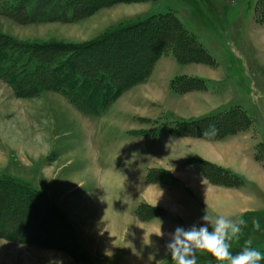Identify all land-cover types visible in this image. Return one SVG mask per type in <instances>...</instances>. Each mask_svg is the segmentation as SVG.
Instances as JSON below:
<instances>
[{
    "label": "rangeland",
    "instance_id": "rangeland-1",
    "mask_svg": "<svg viewBox=\"0 0 264 264\" xmlns=\"http://www.w3.org/2000/svg\"><path fill=\"white\" fill-rule=\"evenodd\" d=\"M15 1L22 0L1 1L0 8ZM91 1L99 6L73 21L0 15L1 37L32 44L43 56L75 52L84 65L107 70L128 87L96 117L59 92L18 96L0 79V177L40 196L23 209L0 189V222L8 218L0 228V264H172L169 233L207 223L200 219L206 213L211 220H245L239 239L230 242L233 255L245 240L264 251V0ZM169 12L203 46L209 64L180 60L169 32H125L93 43ZM140 73L148 75L145 82L134 81ZM181 76L202 79L207 88L176 90L171 81ZM233 108L249 118L237 131L212 137L203 130L171 132L177 120ZM220 169L237 178L223 177ZM115 171H126L128 187L104 190L101 174ZM97 194L119 213L117 227L98 235L73 218ZM54 207L61 214L52 213ZM196 264L215 261L197 253Z\"/></svg>",
    "mask_w": 264,
    "mask_h": 264
},
{
    "label": "trees",
    "instance_id": "trees-1",
    "mask_svg": "<svg viewBox=\"0 0 264 264\" xmlns=\"http://www.w3.org/2000/svg\"><path fill=\"white\" fill-rule=\"evenodd\" d=\"M106 2L101 3L106 4ZM93 3L91 0H22L20 3L15 1V4L9 8L2 6L0 15H5L7 11L12 17L26 22H66L73 21L99 6ZM144 30L163 34V36L164 34L169 36L170 33V41L173 40L172 44L180 51V60L194 58L207 64L211 62V58L196 37L187 31L183 23L172 12L153 15L144 21L124 26L106 34L101 40H94L93 43L99 44L102 43L101 41L114 39L125 32H143ZM186 55H189L187 59ZM191 55L193 57H190ZM153 61L154 64L155 60ZM147 76L146 73H140L133 79L135 82H145ZM0 79L6 82L18 96H33L44 90L59 92L67 96L76 106L85 109L96 117L102 116L105 110L128 88L121 85L107 70L98 66L91 69V67L84 65L81 60L76 59L75 52H59L43 56L37 52L36 46L32 44L16 43L1 36ZM171 83L176 90H181L180 87L184 88L186 85H192L194 88L198 86L207 88L204 80L187 76L176 78ZM245 113L239 108H233L227 112L200 119L177 120L174 122L171 132L174 134L193 130L197 132L198 130H205L210 125L215 127L216 134L237 131L239 124L244 119L247 121L249 119ZM229 119L233 121L226 124L225 121ZM193 162L207 164L206 161L200 159H194ZM220 170L221 175L225 178H237L228 170ZM0 189L4 190L5 194L15 198L19 206L24 207L23 209H28L30 203L40 197L37 191L6 176L0 177ZM46 203L49 204L47 200ZM35 208L39 209L38 206ZM51 212L61 214L56 207L51 208ZM7 221L8 218L0 222V228L3 227L2 230H5L4 225Z\"/></svg>",
    "mask_w": 264,
    "mask_h": 264
},
{
    "label": "clouds",
    "instance_id": "clouds-1",
    "mask_svg": "<svg viewBox=\"0 0 264 264\" xmlns=\"http://www.w3.org/2000/svg\"><path fill=\"white\" fill-rule=\"evenodd\" d=\"M215 132V127L210 125L202 131V135L212 137ZM200 219L207 223L192 225L187 229L177 226L169 233L166 252L172 264H196L197 253L204 252L214 258L215 264H261L264 260V251L252 246L251 240H245L235 255L229 252L230 242L239 239L241 226L246 223L244 219L233 221L217 216L211 220L207 213ZM251 223L254 230H260L257 220L253 219ZM156 235H160V230Z\"/></svg>",
    "mask_w": 264,
    "mask_h": 264
},
{
    "label": "crops",
    "instance_id": "crops-1",
    "mask_svg": "<svg viewBox=\"0 0 264 264\" xmlns=\"http://www.w3.org/2000/svg\"><path fill=\"white\" fill-rule=\"evenodd\" d=\"M105 114V112H104ZM104 114L102 116H104ZM101 116V117H102ZM200 119V118H199ZM131 132L133 133V131H129L128 134H131ZM99 171L96 170V174L99 177V173H97ZM125 173H116V171L113 172H105L101 174V180L100 182L103 181V183L106 185L104 190H110L111 188L115 189L118 187L121 189H125L128 187V175H126V171H124ZM108 179V181H107ZM115 183L111 182L114 181ZM117 180V182H116ZM126 186V187H125ZM125 187V188H124ZM98 201L99 204L97 203L98 207L100 205L103 204V206H108L109 210L111 211V220L107 223H104L103 220L101 219V217L99 216L100 213L97 215V213H94V206L93 203L95 205V202ZM110 200L108 199H104L103 197H99L98 194L96 196L93 195L92 198L85 200L81 207V212L77 215H73V218H75V220H78L79 223L82 225L84 224L86 226V228L91 229L92 231L94 230L95 233L101 232L103 229L108 230V227L112 226V227H117L118 222H119V213L116 211V209L114 210L112 207H110ZM72 212V211H71ZM72 214V213H71ZM113 222V224L111 223ZM111 223V224H110ZM111 243L114 244V242L112 241Z\"/></svg>",
    "mask_w": 264,
    "mask_h": 264
},
{
    "label": "bare ground",
    "instance_id": "bare-ground-1",
    "mask_svg": "<svg viewBox=\"0 0 264 264\" xmlns=\"http://www.w3.org/2000/svg\"><path fill=\"white\" fill-rule=\"evenodd\" d=\"M64 30V29H63ZM66 30V29H65ZM69 32V31H68ZM115 181V180H114ZM117 181V180H116ZM115 183V182H113ZM103 205V204H102ZM100 205L99 206V212H100V217L103 220V222H109L111 220V211L109 209H107L106 207ZM108 207V206H107ZM94 213H96V211H93Z\"/></svg>",
    "mask_w": 264,
    "mask_h": 264
}]
</instances>
